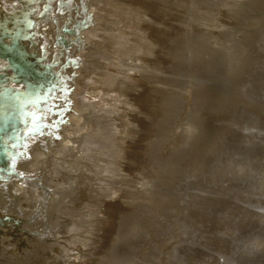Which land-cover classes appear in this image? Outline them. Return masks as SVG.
<instances>
[{"label":"rangeland","instance_id":"1","mask_svg":"<svg viewBox=\"0 0 264 264\" xmlns=\"http://www.w3.org/2000/svg\"><path fill=\"white\" fill-rule=\"evenodd\" d=\"M0 1V14L7 12L6 16L16 9L24 16L25 9L30 10L34 4L28 13L37 15L40 23L36 24L40 32L35 36L38 49L55 47L57 41L48 33L59 29L56 24L80 23L82 32L71 34L74 37L69 40V52L63 55L62 63H55L66 72L58 81L62 83L58 90L64 93L65 88L72 93L78 89L70 102L61 95L56 99L59 104L74 103L75 109L67 112L81 115L85 125L65 117V125L57 126L59 133L36 135L31 146L38 148H30V154L19 159L21 167L8 178H0V264H131L139 260L144 264H163L164 260L191 264V251L183 248L184 240L190 243L189 248L203 247L194 253L210 252L202 246L203 241L196 244L197 231L216 234L217 225H224L231 209L249 199L264 204V120L261 124L257 121L258 113L264 112V0H66L63 5L60 0H51L53 8H46V17L35 14L46 5L40 6L42 0H28V5L24 3L27 0ZM45 36L49 43L43 40ZM73 77H79L77 86L70 81ZM64 137L70 141L63 147ZM56 181L61 184L58 189L49 187ZM53 189L56 192L51 197ZM37 191L42 193L38 195ZM23 232L30 236L19 235ZM172 243L180 245L189 260L180 256L178 262ZM219 247L214 248L218 252L226 249ZM243 251H247L244 256L235 251L232 264L259 262L258 254L253 257L252 251ZM49 255L53 257L48 260Z\"/></svg>","mask_w":264,"mask_h":264},{"label":"bare ground","instance_id":"2","mask_svg":"<svg viewBox=\"0 0 264 264\" xmlns=\"http://www.w3.org/2000/svg\"><path fill=\"white\" fill-rule=\"evenodd\" d=\"M9 1V0H8ZM18 1V0H17ZM15 1V2H17ZM32 1V0H31ZM49 1L51 0H42L41 3H40V6L42 4H46L43 6V9L42 7L39 9V11L35 8V10H37L35 12V14H40L39 16L40 17H46L48 15L47 13V9L46 8H49L50 4H49ZM57 1V0H56ZM87 1V0H86ZM1 2V1H0ZM7 2V0H6ZM10 2V1H9ZM8 2V4H9ZM12 2V1H11ZM13 2V3H15ZM19 2V1H18ZM21 2V0H20ZM30 2V1H29ZM28 0L24 3H27L28 5ZM33 2V1H32ZM39 1H37V5H39L38 3ZM60 4L63 5L65 4L67 1L66 0H60ZM69 2V1H68ZM3 3V2H2ZM2 3H0V5H2ZM34 3V2H33ZM17 4V3H16ZM15 4V8H19V4L16 5ZM31 4V2H30ZM49 4V5H47ZM56 4V3H55ZM73 4V3H72ZM167 4V3H166ZM22 5V4H21ZM20 5V6H21ZM26 5V6H27ZM51 5H52V2H51ZM68 5V4H67ZM79 5V4H78ZM11 6V5H10ZM14 6V5H13ZM34 6L31 5V7ZM39 6V7H40ZM52 6H55V5H52ZM29 7V9L31 10H26L27 14L24 15V16H20L19 14V10L17 11V9L13 12V13H10L8 16L7 15V12H6V15H1L0 14V178H8L10 175H11V172L13 170H15L17 167L20 166L19 164V159L22 157H25L27 156V154H30V148H32L31 144H32V141L33 139H35V136L36 135H42L43 133L45 132H50L52 134L54 133H59V130L57 128V126H60L61 124L65 125L63 122L64 118L65 117H69L68 120H71L72 122H74L75 124H80L84 121L81 122L82 120V117L81 115L80 116H75L73 113L69 112V108L71 109H75L76 105L72 104H67L65 105V103H58L60 101H58L56 99V96H60L61 97H65L64 99L65 100H68L69 102L71 100H74L72 99L74 97V93L75 91L78 89V86H77V83L79 82L78 78L77 77H73V80H70L72 81V85H76V90H72L73 92L72 93H69V91L67 89H63L65 90V92L63 93L62 91H59L58 88L61 86L62 83H59L58 81L61 82V79H62V74L64 73V70L60 71L59 67L55 65L56 62H63L64 58H63V55H65L66 52H69V47L68 46V43H69V40L74 37L72 36L71 34L75 33L77 34V32L80 30V23L75 24L76 22L75 21H72L70 25H66V22L64 23H61V22H58V23H61L60 24H56L55 27L56 28H59L57 31L54 30L53 32V29H52V32H49L48 35L50 37V35H52V40H54L55 42L57 41L55 47H51V48H46V50H43L42 47H40L39 49L37 48V40L35 39V36L38 32H40V28L38 29L37 25V15L34 16V15H31L29 14L28 12H32V8ZM56 7V6H55ZM54 7V9H55ZM62 6H60L59 8L61 9ZM8 7H6L7 9ZM50 8H53L50 6ZM49 8V9H50ZM86 8V7H85ZM137 8V7H136ZM263 8V7H262ZM4 9V8H3ZM20 9V8H19ZM77 9V8H76ZM256 9V8H255ZM5 10V9H4ZM24 10V9H23ZM99 10V9H98ZM5 11H8V10H5ZM10 12H12V10H9ZM8 11V12H9ZM173 11V10H172ZM257 11V10H256ZM22 12V11H21ZM77 12V11H76ZM148 12V11H147ZM2 13V12H0ZM5 13V12H4ZM19 13V14H18ZM25 13V11L23 12ZM22 13V14H23ZM55 13V12H54ZM259 13V12H258ZM264 13V12H263ZM34 14V13H33ZM77 14V13H76ZM87 14V13H86ZM94 14V13H93ZM45 15V16H44ZM57 15V14H55ZM92 16V15H91ZM55 17V16H54ZM121 17V16H120ZM56 18L59 19V17L57 16ZM61 18V17H60ZM90 18V17H89ZM93 18H94V15H93ZM44 19V18H43ZM77 19V18H76ZM98 20V19H97ZM52 21V20H51ZM69 21V20H68ZM86 21V20H85ZM90 21V20H88ZM251 21V20H250ZM260 21V20H259ZM46 22V21H45ZM56 23V22H55ZM96 23V22H95ZM40 24V23H39ZM38 24V25H39ZM208 24V23H207ZM256 24V23H255ZM47 25V24H46ZM45 25V26H46ZM83 25V24H82ZM86 25V24H85ZM50 26V25H49ZM48 26V27H49ZM84 26V25H83ZM41 27V26H40ZM53 27V26H51ZM90 27V26H88ZM95 27V26H94ZM122 27V26H121ZM151 27V26H150ZM65 28V29H63ZM86 28V27H85ZM92 28V27H90ZM88 28V29H90ZM167 28V27H166ZM44 29V27H43ZM154 29V28H153ZM45 30V29H44ZM49 30V29H48ZM84 30V29H83ZM259 30V29H258ZM88 31V30H87ZM90 31V30H89ZM46 32V31H45ZM80 32H82L80 30ZM52 33V34H50ZM89 36V34H88ZM87 36V37H88ZM259 36V35H258ZM40 37V36H39ZM55 37V38H54ZM253 37V36H252ZM255 37V36H254ZM77 38V37H76ZM80 38V37H79ZM262 38V37H261ZM44 41H46V43L48 42L49 43V39L47 36L44 37L43 39ZM88 40V39H86ZM139 40V39H138ZM158 40V39H157ZM75 42V40H73ZM86 42V41H85ZM72 43V42H71ZM84 43V42H82ZM88 43V42H87ZM260 43V42H259ZM258 43V44H259ZM151 44V43H150ZM47 45V44H46ZM50 45V44H49ZM261 45V44H260ZM76 46V45H75ZM80 46V45H79ZM46 47V46H44ZM216 47V46H215ZM214 47V48H215ZM75 48V47H74ZM80 48V47H79ZM118 48V47H117ZM218 49V48H217ZM221 50V49H220ZM261 50V48H260ZM72 51V50H71ZM75 51V50H73ZM72 51V52H73ZM82 51V50H81ZM133 51V50H132ZM165 51V50H164ZM251 52V51H250ZM64 53V54H63ZM83 53V52H82ZM218 53V52H217ZM74 54V53H73ZM76 54V53H75ZM79 54V53H78ZM113 54V53H112ZM163 54V53H162ZM82 55V54H81ZM150 55V54H149ZM249 55V54H248ZM254 55V54H253ZM72 56V55H71ZM76 57V56H74ZM79 57V56H78ZM208 58V57H207ZM262 58V57H261ZM69 59V58H68ZM159 59V58H158ZM67 60V58H66ZM70 62V61H69ZM72 62V61H71ZM123 62V61H122ZM75 63V62H74ZM82 63V62H81ZM250 63V62H249ZM83 64V63H82ZM193 65V64H192ZM237 66V65H236ZM214 67V66H213ZM240 68V67H239ZM250 68V67H249ZM67 69V68H66ZM65 69V71H66ZM70 69V67H69ZM78 70V68H77ZM223 70V69H222ZM251 70V69H250ZM73 71V70H72ZM69 72V71H68ZM169 72V71H168ZM211 72V71H210ZM66 73V72H65ZM64 73V74H65ZM70 73V72H69ZM205 73V72H204ZM68 74V73H67ZM211 74V73H208V75ZM71 75V74H70ZM143 75V74H142ZM68 76V75H67ZM76 76V75H74ZM109 76V75H108ZM70 77V76H69ZM216 77V76H215ZM230 77V76H229ZM236 77V76H235ZM107 78V77H106ZM199 78V77H198ZM210 78V77H209ZM66 79V78H65ZM218 79V77H217ZM220 79V78H219ZM258 79V78H257ZM68 80V79H67ZM245 80V79H244ZM248 80V79H247ZM63 81V80H62ZM65 81L64 80V84H65ZM221 81V80H220ZM190 82V81H189ZM264 82V81H263ZM69 83V82H68ZM230 83V81H229ZM226 84V83H225ZM193 85V84H192ZM221 85V84H219ZM239 85V84H238ZM249 85V84H248ZM181 86V85H180ZM187 86V85H186ZM225 86V85H224ZM237 86V85H236ZM70 87V86H69ZM185 87V86H184ZM194 88V87H193ZM224 88V87H223ZM230 88V87H229ZM233 88V87H232ZM262 88V87H261ZM255 89V88H254ZM214 90V89H213ZM217 91V90H216ZM225 91V90H224ZM234 91V90H233ZM247 91H249L247 89ZM71 92V91H70ZM214 92V91H213ZM230 92V91H229ZM232 92V91H231ZM238 92V91H237ZM62 93V94H61ZM189 93V92H188ZM259 93V92H258ZM261 93V92H260ZM191 94V93H190ZM216 94V93H215ZM221 94V93H220ZM247 94V93H246ZM254 94V93H252ZM202 95V94H201ZM235 95V94H234ZM256 95V94H254ZM168 96V95H166ZM251 96V95H250ZM259 96V95H258ZM256 96V97H258ZM191 97V96H190ZM235 97V96H234ZM253 97V96H252ZM255 97V96H254ZM201 98V97H200ZM205 98V97H204ZM221 98V97H220ZM239 98V97H238ZM260 97H258L259 99ZM77 99V98H76ZM234 99V98H233ZM255 99V98H254ZM252 98V100H254ZM257 99V100H258ZM186 100V99H185ZM213 100V99H212ZM221 100V99H220ZM246 100V99H245ZM257 100H254V101H257ZM216 101V100H215ZM247 101V100H246ZM252 102V101H251ZM257 103V102H256ZM260 103H262L261 105H263V101H261ZM59 104V105H57ZM206 104V103H204ZM208 104V103H207ZM217 104V103H216ZM215 104V105H216ZM219 104V103H218ZM246 104V103H245ZM174 105V104H173ZM252 105V103H251ZM250 106V105H249ZM259 106V105H258ZM264 106V105H263ZM224 107V106H222ZM245 107V106H244ZM248 107V106H247ZM236 108V107H235ZM242 108V107H241ZM254 108V107H253ZM67 109L69 110L67 112ZM205 109V108H203ZM212 109V108H211ZM226 109V108H225ZM244 109V108H243ZM220 110V109H219ZM236 110V109H235ZM240 110V109H238ZM244 111V110H243ZM242 111V112H243ZM264 111V110H263ZM238 112V111H237ZM241 113V112H239ZM147 114V113H146ZM259 115H257L258 119V123L261 124V122L264 120V112H261V113H258ZM262 114V115H260ZM198 117V116H197ZM211 118V117H210ZM233 118V117H232ZM54 119H57L58 121H55L54 123H52V120ZM215 119V118H214ZM66 120V119H65ZM220 120V119H218ZM247 120V119H246ZM209 122V121H208ZM86 124V122H84ZM220 123V122H219ZM83 124V123H82ZM222 124V122H221ZM255 124V123H254ZM81 125V124H80ZM84 125V124H83ZM257 125V124H256ZM254 125V126H256ZM85 126V125H84ZM84 126H83V129H84ZM219 126V125H218ZM231 126V125H229ZM262 126V125H261ZM63 126H61V129ZM67 128V126H66ZM258 128V126H257ZM261 128V127H260ZM60 129V130H61ZM82 129V128H81ZM82 129V130H83ZM259 129V128H258ZM66 130V129H64ZM217 130V129H216ZM255 130V129H254ZM233 131V130H231ZM236 131V130H235ZM240 131V130H239ZM257 131V129H256ZM68 132V131H67ZM67 132L65 133L66 136L70 137L71 135H67ZM237 132V131H236ZM262 132V131H261ZM61 134V133H60ZM60 134H57V135H60ZM155 134V133H154ZM231 134V133H230ZM216 135V134H215ZM219 135V134H218ZM254 134L251 133V137L253 136ZM214 136V135H213ZM258 136V135H257ZM39 137V136H38ZM46 137V136H45ZM65 138L64 143H63V147L64 145L66 144H69V139L68 138ZM88 137V136H87ZM217 137V136H216ZM250 137V138H251ZM254 137V136H253ZM259 137V136H258ZM53 138V136H52ZM73 137H71V141L74 142V140H72ZM75 138V137H74ZM60 139V138H59ZM63 139V138H62ZM77 139V138H75ZM255 139H256V136H255ZM258 139V138H257ZM256 139V140H257ZM49 140V138H48ZM54 140V138H53ZM42 141V140H41ZM40 141V142H41ZM44 141V140H43ZM76 141V140H75ZM215 141V140H214ZM234 141V140H233ZM254 141V140H253ZM60 142V141H59ZM78 142V141H77ZM210 142V141H209ZM257 142V141H255ZM37 143V142H36ZM39 143V141H38ZM54 143V142H53ZM221 143V141H220ZM249 143H251L249 141ZM51 144V143H49ZM47 145V144H46ZM136 145V144H135ZM203 145V144H202ZM40 146V145H39ZM206 146V145H205ZM241 146V145H240ZM49 147V145H48ZM56 147V146H55ZM256 147V146H254ZM34 149H37L35 147H33ZM32 148V149H33ZM222 148V147H221ZM148 149V148H147ZM258 149V148H257ZM28 150V151H27ZM49 150V148H48ZM57 150V149H56ZM223 150V149H222ZM43 151V150H42ZM239 152V151H238ZM203 153V152H202ZM205 154V153H204ZM209 154V153H208ZM220 154V153H219ZM252 154V153H251ZM25 155V156H24ZM225 155V154H224ZM233 155V154H232ZM31 156V155H30ZM34 157V155H32ZM60 156V155H59ZM53 157V156H51ZM58 157V156H57ZM130 157V156H129ZM200 157V156H199ZM50 159V157H48ZM136 158V157H135ZM186 158V157H185ZM244 158V157H243ZM254 158V157H253ZM25 159V158H24ZM55 160V158H53ZM59 159V158H58ZM202 159V158H200ZM227 159V158H226ZM251 159V158H250ZM264 159V158H263ZM40 160V159H39ZM52 160V159H50ZM261 160V159H260ZM35 161V160H34ZM37 161V160H36ZM48 161V160H47ZM152 161V160H151ZM200 161V160H199ZM231 161V160H230ZM253 161V160H252ZM259 160H257L258 162ZM49 162V161H48ZM51 162V161H50ZM59 162V161H58ZM129 162V161H128ZM228 162V161H227ZM261 162V161H260ZM259 162V163H260ZM22 163V162H21ZM33 163V161H32ZM54 163V161H53ZM26 162L23 164L25 165ZM27 164H29V162H27ZM51 166H52V163H50ZM57 164V162L55 163ZM66 164V162H65ZM235 164V163H234ZM249 164V163H248ZM261 164V163H260ZM259 164V165H260ZM58 165V164H57ZM93 165V164H92ZM129 165V164H128ZM258 165V166H259ZM50 166V167H51ZM56 166V165H55ZM203 166V165H202ZM216 166V165H215ZM220 166V165H219ZM222 166V165H221ZM225 166V165H224ZM264 166V165H263ZM21 167V166H20ZM23 167V166H22ZM39 167V166H38ZM43 167V166H42ZM45 167V166H44ZM121 167V166H120ZM223 167V166H222ZM239 167V166H238ZM57 168V166H56ZM64 168V167H63ZM240 168V167H239ZM18 169V168H17ZM20 169V168H19ZM32 169V168H31ZM52 169V167H51ZM55 169V168H54ZM52 169V170H54ZM202 169V168H201ZM241 169H243L241 167ZM240 169V170H241ZM259 169V167L257 168ZM25 170V169H24ZM56 170V169H55ZM54 170V172H55ZM61 170V169H60ZM135 170V169H134ZM216 170V169H215ZM214 170V171H215ZM239 170V171H240ZM249 170V169H248ZM264 170V169H262ZM16 171V170H15ZM209 171V170H208ZM26 172V171H25ZM28 172V171H27ZM44 172V171H43ZM53 172V174H54ZM58 172V171H57ZM55 172V173H57ZM133 172V171H132ZM136 172H137V169H136ZM217 172V171H216ZM262 172V171H261ZM31 173V172H30ZM35 173V172H34ZM46 173V172H45ZM62 173V172H61ZM139 173V172H138ZM193 173V172H192ZM243 173V172H241ZM249 173V172H248ZM142 174V172H141ZM223 174V173H222ZM230 174V173H229ZM244 174V173H243ZM23 175V174H22ZM59 175V174H58ZM61 175V174H60ZM138 175V174H137ZM212 175V174H211ZM210 175V176H211ZM245 175V174H244ZM57 176V174H56ZM125 176V175H124ZM127 176V175H126ZM129 176V175H128ZM133 176V175H132ZM131 176V177H132ZM220 176V175H219ZM236 176V175H235ZM48 177V176H47ZM53 177V175H52ZM55 177V176H54ZM139 177V176H138ZM186 177V176H185ZM249 177V176H248ZM261 177V176H260ZM264 177V176H263ZM46 178V177H45ZM43 178V179H45ZM49 178V177H48ZM51 178V177H50ZM65 178V177H64ZM228 178V177H227ZM246 178V177H245ZM253 178V177H251ZM250 178V179H251ZM262 178V177H261ZM27 179V178H26ZM138 179V178H137ZM141 179V178H140ZM194 179V178H193ZM198 179V178H197ZM213 179V178H211ZM220 179V178H219ZM225 179V178H224ZM259 179V178H258ZM264 179V178H263ZM40 180V179H39ZM38 180V181H39ZM222 180V179H221ZM231 180V179H230ZM244 180V179H243ZM3 180L0 181V185H1V182ZM37 181V182H38ZM48 181V179L46 180ZM50 181V180H49ZM140 181V180H139ZM190 181V180H189ZM245 181V180H244ZM248 181V180H247ZM262 181V180H261ZM19 182V181H18ZM51 182V181H50ZM62 182V181H61ZM202 182V181H201ZM232 182V181H231ZM258 182V181H257ZM260 182V181H259ZM14 183V182H12ZM189 183V182H188ZM213 183V182H212ZM2 184H8V183H5L3 182ZM16 184V183H15ZM18 184V183H17ZM44 184V183H43ZM48 184V182H47ZM214 184V183H213ZM262 184V183H261ZM12 185V184H11ZM14 185V184H13ZM61 184L60 182L56 181V182H52L51 184L49 183V187H54V188H57L59 187ZM250 185V184H249ZM264 185V184H263ZM67 186V185H65ZM254 186V185H253ZM252 186V187H253ZM11 187V186H10ZM16 187V186H15ZM13 187V188H15ZM23 187V186H22ZM69 187V186H68ZM212 187V186H211ZM260 187V186H259ZM2 187L0 186V189ZM21 189V187H19ZM18 188V190H19ZM36 188V187H35ZM67 188V187H66ZM264 188V187H263ZM40 189V188H39ZM38 189V190H39ZM46 189V188H45ZM50 189V188H49ZM58 189V188H57ZM63 189V188H62ZM185 189V188H184ZM258 189V188H257ZM14 190V189H13ZM23 190V189H22ZM41 190V189H40ZM69 190V189H68ZM181 190V189H180ZM233 190V189H232ZM249 190V189H248ZM259 190V189H258ZM2 191V190H1ZM16 191V189H15ZM14 191V192H15ZM43 191V190H42ZM45 191V190H44ZM43 191V192H44ZM49 191V190H48ZM191 191V190H190ZM201 191V190H200ZM206 191V190H205ZM21 192V190H20ZM30 192V191H29ZM38 192V191H37ZM41 192V191H39ZM39 192H38V195H39ZM56 192L55 189H53L52 191H50V195L51 197H53ZM213 192V191H212ZM248 192V191H247ZM18 193V192H17ZM31 193V192H30ZM42 193V192H41ZM243 193V192H241ZM262 193V191H261ZM2 194V193H1ZM15 194V193H14ZM21 194V193H20ZM34 194V193H33ZM45 194L47 193H44L43 195L45 196ZM213 194V193H212ZM240 194V193H239ZM3 195V194H2ZM22 195V194H21ZM36 195V194H35ZM242 195V194H241ZM260 195V193H259ZM15 196V195H14ZM246 196V195H245ZM255 196V194H254ZM254 196H250V197H254ZM143 197V196H142ZM38 198V197H36ZM40 198V197H39ZM38 198V200H39ZM43 198V197H42ZM41 198V200H42ZM46 198V196H45ZM229 198V197H228ZM239 198V196H238ZM241 198V196H240ZM245 198V197H243ZM247 198V197H246ZM184 199V198H182ZM197 199V198H195ZM252 199V198H251ZM258 199V197L256 198ZM260 199V198H259ZM14 200V199H13ZM31 200V199H30ZM36 200V199H35ZM239 200V199H237ZM250 200V199H249ZM249 200H247L246 202L244 203H241L240 205L234 207L233 209H231V212H227V221L225 220V223L223 225V223H221V225H217L218 226V231H216V234L215 232H209L207 231V234L205 233L206 231H203V230H199L197 231L198 233V237H199V241L197 240V238L194 237L195 241L197 242L196 244H201L202 241L204 242L202 246H206L204 247L205 250H208L210 252H207V253H201V252H198V253H194L193 251H196L197 250H200L201 248L203 247H199L200 249H198L197 247H192V248H189L190 247V243H188L187 240H184V246L183 248L185 247L186 249L190 250L191 253L193 252V254L191 255H188V256H192V263L191 264H232L233 263V260H234V253L235 251L237 250V253L239 251V256H244L243 254H245V252L247 253V251H243V250H250L252 252L251 253V256L255 257V254H258V261L259 262H255V264H264V242H261V240L263 241L264 239V204L260 203V204H255L254 203V200L252 202H250ZM25 201V200H24ZM44 201V200H42ZM46 201V200H45ZM44 201V202H45ZM51 201V200H50ZM243 201V200H242ZM18 202V201H17ZM27 202V200H26ZM29 202V200H28ZM49 202V201H48ZM48 202H45L48 204ZM211 202V201H210ZM224 201H222L223 203ZM237 202V201H236ZM239 202H241L239 200ZM256 202V201H255ZM260 202V201H259ZM258 202V203H259ZM154 203V202H153ZM221 203V204H222ZM10 204H13V203H10ZM16 204V203H15ZM40 204V203H39ZM42 204V202H41ZM44 204V203H43ZM213 203H211L212 205ZM216 204H218L216 202ZM239 204V203H238ZM14 205V204H13ZM12 205V206H13ZM224 205V204H223ZM15 206V205H14ZM42 206V205H41ZM194 206V205H193ZM213 206V205H212ZM215 206V205H214ZM222 206V205H221ZM11 207V205H10ZM21 207V206H20ZM228 208L230 206H227ZM226 207V209H227ZM12 208V207H11ZM16 208V207H13V209ZM18 208V207H17ZM23 208V207H22ZM50 208V207H49ZM149 208V207H148ZM222 208V207H221ZM10 209V208H8ZM7 209V210H8ZM19 209V208H18ZM24 209V208H23ZM17 210V209H16ZM16 210H14V212H16ZM53 210V209H52ZM213 210V209H212ZM223 210V209H222ZM225 210V209H224ZM1 211V210H0ZM11 211V210H9ZM25 212V210H23ZM28 211V210H27ZM49 211V210H48ZM228 211V210H227ZM2 212V211H1ZM0 212V213H1ZM7 212V211H6ZM18 212V211H17ZM20 212V211H19ZM18 212V213H19ZM30 212V211H29ZM51 212V210H50ZM8 213H11V212H8ZM46 213V212H45ZM88 213V212H87ZM181 213V212H180ZM212 213V212H211ZM226 212H224L225 214ZM3 214H5L3 212ZM12 214H15L12 212ZM10 214V215H12ZM24 214V213H23ZM22 214V215H23ZM26 214V213H25ZM31 214V212H30ZM42 214V213H41ZM219 214V213H218ZM2 216V214H0ZM17 216V213L15 214ZM39 215V214H38ZM37 215V216H38ZM181 215V214H180ZM220 215V214H219ZM218 215V217H219ZM5 217H9V215H4ZM46 216V215H45ZM50 216V215H49ZM226 216V215H225ZM25 216H23L24 218ZM40 217V216H39ZM51 217V216H50ZM162 217V216H161ZM184 217V215H183ZM217 217V216H216ZM10 218H13V216ZM18 220H20V216L18 215ZM59 218V217H58ZM195 218V217H194ZM223 218V216L221 217ZM226 218V217H225ZM2 219V218H1ZM11 219V220H12ZM52 219V218H51ZM163 219V218H161ZM3 220V219H2ZM5 220H8V218H6ZM10 220V219H9ZM8 220V221H9ZM17 220V219H16ZM24 220V219H23ZM160 220V219H159ZM165 220V219H164ZM187 220V219H186ZM206 220V219H205ZM204 220V221H205ZM57 221V220H56ZM59 221V220H58ZM181 221V220H180ZM190 222V219L188 220ZM195 221L197 222L198 220L195 219ZM203 221V220H202ZM2 222V221H1ZM14 222V221H12ZM46 222V221H45ZM158 222V221H157ZM163 222V221H162ZM170 222V221H169ZM206 222V221H205ZM219 222V221H218ZM222 222V221H221ZM5 223V221H4ZM15 223V222H14ZM21 223V222H20ZM52 223V222H51ZM150 223V222H149ZM171 223V222H170ZM173 223V222H172ZM184 223V222H182ZM181 223V224H182ZM188 223V222H186ZM185 223V224H186ZM192 223V221H191ZM199 223V222H198ZM201 223V222H200ZM203 223V222H202ZM6 224L8 225L7 221H6ZM13 224V223H12ZM22 224V223H21ZM32 224V223H31ZM44 224V223H43ZM141 224V223H140ZM175 224V223H174ZM177 224V223H176ZM4 226H6L5 224H3ZM2 225V227H3ZM9 225H10V222H9ZM13 225H16V224H13ZM28 225V224H27ZM144 225V224H143ZM173 225V224H172ZM180 225V224H179ZM184 225V224H183ZM182 225V226H183ZM194 225V223H193ZM201 225V224H200ZM199 225V226H200ZM17 228H19L18 226H20L19 224L16 225ZM23 226V225H22ZM132 226V225H131ZM160 227V225H157ZM162 228L164 225H161ZM181 226V225H180ZM179 226V227H180ZM190 226H192V224H190ZM204 226V225H203ZM209 226V225H208ZM7 227V226H6ZM12 227V226H11ZM15 227V226H14ZM29 227V226H28ZM31 227V226H30ZM49 227V226H48ZM61 227V226H60ZM139 227V226H138ZM175 227V226H174ZM173 227V228H174ZM177 227V228H179ZM4 228V227H3ZM16 228V227H15ZM16 228V229H17ZM50 228V227H49ZM130 228V227H129ZM133 228V227H132ZM171 228V227H170ZM172 228V229H173ZM182 228V227H181ZM185 228V225L184 227ZM187 228V227H186ZM185 228V230H187ZM189 228V227H188ZM193 228V227H192ZM196 228H200V227H196ZM2 229V228H1ZM6 229V228H4ZM9 229V228H7ZM16 229H13V230H16ZM21 229V227L19 228ZM24 229V227H23ZM30 229V228H28ZM118 229V228H117ZM131 229V228H130ZM143 229V228H142ZM148 229V228H147ZM167 229V228H166ZM210 229V228H209ZM32 230V229H31ZM38 230V229H37ZM42 230V229H41ZM51 230V228H50ZM49 230V231H50ZM137 230V228H136ZM146 230V228H145ZM143 229V231H145ZM149 230V229H148ZM161 230V229H160ZM175 230V228H174ZM191 230V229H189ZM194 230H196L194 228ZM207 230V229H206ZM213 230V229H212ZM12 231V230H11ZM10 231V232H11ZM28 231V230H27ZM34 231V230H33ZM125 231V230H124ZM132 231V230H131ZM162 231V230H161ZM169 231V229H168ZM9 232V231H8ZM15 232H18V231H15ZM22 232V231H21ZM31 232V231H30ZM142 232V231H141ZM176 232H180V231H176ZM175 231H173L172 233H176ZM11 233H14V232H11ZM27 233V232H25ZM111 233V232H110ZM124 233V232H123ZM144 234V232H142ZM146 233V232H145ZM188 235H189V232H187ZM193 233V232H192ZM18 234V233H17ZM17 234H14L15 236H17ZM24 232L19 235H23ZM28 234V233H27ZM26 234V235H27ZM134 234V232H133ZM142 234V235H143ZM179 234V233H178ZM181 234V232H180ZM179 234V235H180ZM183 234L186 235V233H184L183 231ZM9 235V234H8ZM25 235V236H26ZM32 235V234H31ZM41 235V234H40ZM43 235H46V234H43ZM114 235V234H113ZM138 235V234H136ZM184 235V236H185ZM195 235V234H194ZM24 236V235H23ZM24 236V238H25ZM28 236H30L28 234ZM34 236V235H33ZM48 236V235H47ZM140 236V235H138ZM138 236H137V240L139 241L138 239ZM178 236V235H177ZM183 236V235H182ZM193 236V235H191ZM189 235V237H191ZM196 236V235H195ZM1 237V236H0ZM9 237V236H8ZM19 237V236H17ZM27 237V236H26ZM32 237V236H31ZM30 237V238H31ZM36 237V236H35ZM34 237V239H36ZM40 237V236H39ZM51 237V236H50ZM136 237V236H135ZM134 237V238H135ZM173 237V236H172ZM187 237V236H186ZM185 237V238H186ZM13 238V237H12ZM21 238V237H20ZM38 238V236H37ZM49 237H46L44 239H47ZM122 238V237H121ZM131 238H132V235H131ZM171 238V237H170ZM174 238V237H173ZM179 238V237H178ZM183 238V237H182ZM4 239H7L6 237L3 238ZM22 239V238H21ZM32 239V238H31ZM40 239V238H38ZM43 241H46L44 240ZM108 239V238H107ZM125 239V238H124ZM129 239V238H128ZM136 239V238H135ZM134 239V240H135ZM176 240V238H174ZM184 239V238H183ZM183 239H181L183 242ZM188 239V238H187ZM192 240V238H189L188 240ZM10 240V239H9ZM49 241V239H47ZM133 240V239H132ZM130 240V241H132ZM133 240V242H135ZM26 241V240H25ZM177 241V240H176ZM175 241V242H176ZM194 241V240H193ZM30 242V241H29ZM119 242V240H118ZM127 242V241H125ZM129 242V240H128ZM132 242V243H133ZM144 241L142 240V243ZM168 242V241H166ZM174 242V241H173ZM174 242V243H175ZM192 242V241H191ZM28 243V242H27ZM136 243V242H135ZM135 243L132 244V247L134 248L135 246ZM139 243V244H138ZM158 243V242H157ZM165 243V241L163 242ZM169 243V242H168ZM194 243V242H192ZM20 244V243H19ZM18 244V245H19ZM24 244V243H23ZM46 244H48V242H46ZM113 244V243H112ZM130 244V242H129ZM138 245H142L140 242H137ZM144 244V243H143ZM160 244V243H159ZM167 244V243H166ZM214 244H218V246H214ZM15 245V244H14ZM17 245V246H18ZM109 245V244H108ZM111 245V244H110ZM134 245V246H133ZM171 245V244H170ZM172 245H174L172 243ZM222 246L226 249H223L224 252H218L214 247H219ZM9 246V245H8ZM47 246V245H46ZM45 246V247H46ZM101 246V245H100ZM126 246V245H125ZM179 246H172L174 249V257L176 255V258L178 262H180V256L183 257L181 258L182 260L183 259H188L189 260V257H187L186 255H184L186 252L182 247V252L180 251L179 249ZM13 247V245H12ZM19 247V246H18ZM42 247V246H41ZM43 247V248H45ZM64 247V246H63ZM99 247V246H98ZM138 247V246H137ZM141 247V246H140ZM170 247V246H169ZM6 248V247H5ZM42 248V249H43ZM23 249V248H22ZM26 249V248H25ZM46 249V248H45ZM48 249V248H47ZM102 249V248H101ZM131 249V248H129ZM138 249L135 247V250ZM141 251H142V248H140ZM145 249V248H144ZM196 249V250H195ZM114 250V249H113ZM128 250V249H127ZM149 250V249H147ZM184 250V252H183ZM205 250H203V252H205ZM215 250L217 252H215ZM1 251V250H0ZM18 251V250H17ZM48 251V250H47ZM62 251V250H61ZM107 251V249H106ZM140 251V250H139ZM146 252V250H144ZM172 251V250H171ZM6 252V251H5ZM25 252V251H24ZM4 253V252H3ZM170 253V252H169ZM173 253V252H171ZM215 253V255L213 254ZM253 253V254H252ZM25 254V253H24ZM33 254V253H32ZM45 254V253H44ZM54 254V253H52ZM113 254V253H112ZM189 254V252H188ZM2 255V254H1ZM5 255V254H4ZM28 256V254H26ZM38 255V254H37ZM42 255V254H41ZM40 255V257H41ZM99 255V254H98ZM3 256V255H2ZM1 256V257H2ZM11 256V255H10ZM43 256V255H42ZM51 256V255H49ZM139 256V255H138ZM185 256V257H184ZM249 251H248V257H249ZM0 257V258H1ZM24 257V256H23ZM37 257V256H36ZM48 256H45V259L47 258ZM53 256L51 257H48V260L49 258H52ZM55 257V256H54ZM101 257V256H100ZM104 257V256H103ZM124 257V256H123ZM133 257V256H132ZM154 257V256H152ZM151 257V258H152ZM248 257H245L246 260ZM38 258V257H37ZM36 258V259H37ZM43 258V257H41ZM131 258V257H130ZM143 258H145L143 256ZM156 258V257H154ZM152 258V259H154ZM134 259V258H133ZM142 259V258H140ZM164 259H167V258H162L161 260H164ZM176 259L174 261H176ZM242 259V258H241ZM250 259V258H248ZM18 260V259H17ZM40 259L38 258V261L36 260V262L40 263L39 261ZM43 260V259H41ZM46 259V261H48ZM52 260V259H51ZM117 260V259H116ZM122 260V259H121ZM137 260V258L135 259ZM146 260V259H145ZM158 260V259H157ZM160 260V259H159ZM160 260V261H161ZM199 260V261H198ZM244 260V261H246ZM252 260V259H251ZM1 261V260H0ZM4 261V260H3ZM31 261V260H30ZM44 261V260H43ZM53 261V260H52ZM109 261V260H108ZM132 261V260H131ZM140 261V260H139ZM136 262V263H132V262H129L131 264H144L141 260V262ZM148 261V260H147ZM168 260H164L163 264H170L172 263ZM241 260L239 259V262ZM255 261V260H253ZM6 262V261H5ZM25 262V261H24ZM42 262V261H41ZM50 262V261H48ZM57 262V261H56ZM177 262V263H178ZM182 262V261H181ZM185 262V261H184ZM189 262V261H188ZM1 263V262H0ZM9 263V262H8ZM14 263V262H13ZM18 263V262H17ZM44 263V262H43ZM51 263V262H50ZM49 263V264H50ZM105 263V262H104ZM148 263V262H147ZM145 263V264H147ZM161 263V262H160ZM250 263V261H249ZM3 264V263H2ZM42 264V263H40ZM46 264V262H45ZM48 264V263H47ZM53 264V263H51ZM58 264V263H56ZM61 264V263H60ZM112 264V263H111ZM149 264V263H148ZM152 264V263H151ZM159 264V263H158ZM175 264V263H173ZM236 264V263H235ZM238 264H242L241 263H238ZM243 264H245V262H243ZM247 264V263H246ZM251 264V263H250Z\"/></svg>","mask_w":264,"mask_h":264}]
</instances>
